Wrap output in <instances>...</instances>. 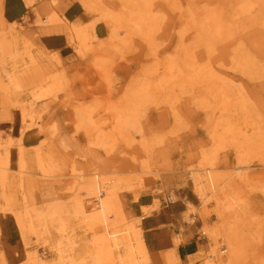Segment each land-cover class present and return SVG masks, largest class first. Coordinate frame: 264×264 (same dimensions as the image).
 Returning <instances> with one entry per match:
<instances>
[{"label": "rangeland", "instance_id": "374dc122", "mask_svg": "<svg viewBox=\"0 0 264 264\" xmlns=\"http://www.w3.org/2000/svg\"><path fill=\"white\" fill-rule=\"evenodd\" d=\"M95 4L98 12L88 14L80 0H0V155L10 157L9 176L20 167L23 147L34 179L25 195L7 191L8 197L0 191V209L18 202L24 210L44 212L60 204L65 228L41 227L25 240L14 214L0 212V264H24L29 257L43 264H68L73 240L76 253H83L90 238L76 222L77 199L98 201L84 196V184L75 183L74 176L82 175L78 178L83 182L95 172L118 187L115 195L126 222L143 231L148 264L214 262L215 249L229 248L222 235L214 242L211 234L223 222L235 226L228 218L234 210L239 213L233 218L236 226L244 232L239 260L231 264H264V52L257 49L264 45V0ZM220 10L230 26L223 30V42L213 44L216 53L210 61L205 45L212 32L205 19ZM141 13L145 24L140 23ZM51 14L56 25L46 22ZM75 25L88 31V40L71 39ZM233 34H242V40L232 44ZM184 46L196 48L200 63L215 69L220 92H197L200 82L193 81L181 89L173 79L180 74L166 72V64L179 60ZM26 67L43 72L44 82L31 84V77L23 74ZM174 82L176 92L170 88ZM49 87L51 94L44 95ZM226 92L241 104L223 107ZM133 94L143 106L129 123L121 110ZM228 123L240 135L235 143L225 136ZM247 128L261 131L262 145L255 152L243 143ZM47 154L45 168H39L36 160ZM209 160L228 191L229 214L221 215L224 206L211 197H198L190 181V172ZM45 189L55 196L46 195Z\"/></svg>", "mask_w": 264, "mask_h": 264}, {"label": "bare ground", "instance_id": "6f19581e", "mask_svg": "<svg viewBox=\"0 0 264 264\" xmlns=\"http://www.w3.org/2000/svg\"><path fill=\"white\" fill-rule=\"evenodd\" d=\"M80 1L84 10L88 14H95L96 12H98L97 6L95 4L96 0H80ZM119 1L121 3L120 4L121 7L123 6L125 7V5H128L130 3V0H119ZM244 2L245 1H243V3ZM53 15L54 14H51L46 21L50 26L57 24V17ZM141 16L142 17H140V23L145 24L147 20L145 13H141ZM224 16L225 13L222 10H220L218 12H214L212 15H209L205 19L206 23L210 25L212 32L208 34V37H210L211 41L205 45V50L206 51L208 50L207 58L210 61H212L214 53H216L213 44L219 41L220 43L223 42V38L225 36V34L223 35V30L227 29L228 26H230V24L226 22V20L224 19ZM255 18L256 17L249 16L248 20ZM109 20L110 17L107 18V22H109ZM78 22L82 25H85V22H82L81 20H79ZM81 27L79 25H75L71 28L70 34L72 40H77V39L80 40V38L83 36L85 37L83 41L88 40V38H86V34L88 31ZM94 29L92 27L89 28V30L91 31H94ZM194 32L198 33V29H195ZM113 35L114 33L112 31V36ZM234 35L235 34L231 36L232 39L229 42H231L232 44L239 43L242 40V34L238 36H234ZM203 36L205 35L202 34V37ZM216 39L218 40L216 41ZM225 41H227V38H225ZM185 42L186 41H183L182 43ZM253 43L255 45V41ZM7 47L8 45L4 44V48ZM195 49L196 48H193L192 46H184V49L178 50V56H179V60H177L178 62L177 61L175 62V60L173 62H169L170 64L169 66L167 63L166 72H171V75L174 73L180 74L178 77L174 75L173 79L174 81H177L178 85H181V89L183 87L185 88L186 86L188 87L189 83L193 81L195 85L197 82H200L198 84L199 86L197 85L195 86L197 92H199L202 88L205 91L211 92L212 94H216L220 92L219 89L220 88L222 89V86L218 81L219 80V78L217 77L218 75H216L214 71H212V69L213 70L215 69L211 66L210 63H208V66L201 64L200 57L202 56V54L201 53L198 54L197 52H195ZM257 49L259 51L264 52V45H262V47H259ZM239 59L241 60L242 58ZM186 73L190 74L188 75L187 78H186L187 75ZM211 73H213V75H209ZM23 74H28L27 77H31V81H30L31 84H41L44 82V73L37 70L36 67L30 69L26 67L23 70ZM206 76L211 77V80L205 81ZM13 81L16 82V84H19L17 79L16 81L14 79H11V82ZM54 84L55 82L52 83L51 87H53ZM51 87L47 88V91L46 90L44 91V95H46V92H48L49 95L51 94L52 92ZM170 88L174 92H176L178 86L174 82V85H170ZM145 90H147V88ZM146 94L147 92H145V95ZM35 97H36L35 99H37L40 98L41 96L37 97L35 95ZM240 104L241 101H239L237 97L234 98V96L229 95L228 92L224 93V96L223 95L221 96V105L225 108H231L232 106H239ZM33 106H34L33 104H30V110L32 113L34 112ZM142 106H143V102L137 99L133 94L127 99L126 108L121 111H124L127 114L128 122L130 123L138 116V113L141 110ZM234 128L235 127H233L231 123H228L227 128L225 129L226 130L225 136H228L229 140L235 143L237 142V140H239L240 135H238L239 133L236 132ZM247 129H249L250 132L243 137L244 139L243 143L246 146H249V148L252 149L253 152H255L254 148L257 145H262V143H259V141L262 139L260 137L261 131L259 130L253 131L251 128H247ZM218 134L219 133H217V135ZM19 149H20L19 152L20 167L18 170H16V173H13L9 176L7 175V170H8L7 165H8V159L10 161V157L8 158V156H6L5 159H2V155H0V168L3 167V165H5L4 168L0 169V191L3 190L4 195L7 194V191L9 192L13 191L11 192L12 194L16 192V193H20V195L22 194L25 195L27 185L34 183V179L30 177L31 173H33V170L32 168L27 166L26 158L24 157L26 151L23 149V147H20ZM49 157H50L49 154L42 157L41 156L38 157V159L36 160V165L39 168L44 169L45 163ZM203 158L204 160H206L205 155H203ZM205 165L206 166L209 165V167L206 168ZM200 166L202 167L194 169L190 172V179H191L190 181L192 182L193 188H195L198 197H201L203 200L207 199L208 197H211L212 199L217 201V204H219V206L222 205L224 206V210H222L221 215L226 212H228L229 214L233 210V207H231V209H225V207L227 208L231 202L228 200L229 197L228 191L221 187V182H222L221 176L217 172H215V168H214V166H216L215 163L212 160L201 161ZM75 171L76 170H73V172ZM109 175L110 174H108V176ZM81 176L82 175H75L74 182L77 184H84V188L86 192V195L84 196H87L89 199H93V200L95 199V201L98 202L86 204L85 200H82V197H79V199H77L79 200L78 210L80 215L76 222L78 226L83 231L86 232L85 236H89L90 240H88V242L85 244L84 247L86 248H84L83 253H78V254L76 253V249H75V245H76L75 241L73 240L71 242L70 246L68 247L69 254H66L68 257V264H148L147 262L149 261V256H148L149 249L146 244L143 231L139 228V226H137V224L136 225L128 224L130 220L126 222L127 217L123 213V210L121 209V205L119 204V200L115 195L116 189H118V187L109 186V179L101 178L102 176L101 172H95L92 175V177H90L89 179L83 178L82 180L83 182H80L78 178ZM111 180L119 181V179L116 177L111 178ZM110 182H111L110 184H114L112 183L113 181ZM9 187L11 188L9 189ZM45 192L46 195L55 196V193L52 192L51 190L45 189ZM6 196L12 197L10 194ZM9 211L12 212V214H14L17 226L20 229L22 236L25 240H27L28 233L38 234L39 228L41 227H44L46 230H48L49 227L53 228L56 225L59 230L64 228V222L62 220L64 216L60 204L53 203L44 212H39L35 209L24 210L18 202H17V207L5 205L2 206L0 209V212L6 213ZM237 216H239V213L238 211L234 210L232 215L228 216V218L231 220L229 223L230 224L234 222L237 223V221L233 219L236 218ZM111 217H113V219H111ZM236 223L235 226L229 225L228 227H225L226 226L225 222H223V225L217 227L214 233L211 234L212 240L214 242L217 240L218 235H222L224 241L227 242L226 244L229 249H224V250L215 249L213 251L214 262L211 260L209 263L206 264H224L223 260L225 258H227L228 260L227 264H231L234 261L237 263V261L239 260L238 258L239 243L242 237V233L244 232V229L236 226ZM0 259L4 260L1 251H0ZM24 264H43V263H41L37 259L32 260L31 257H29L28 262Z\"/></svg>", "mask_w": 264, "mask_h": 264}, {"label": "crops", "instance_id": "0c3cea01", "mask_svg": "<svg viewBox=\"0 0 264 264\" xmlns=\"http://www.w3.org/2000/svg\"><path fill=\"white\" fill-rule=\"evenodd\" d=\"M156 257H159V255L158 254H154Z\"/></svg>", "mask_w": 264, "mask_h": 264}]
</instances>
